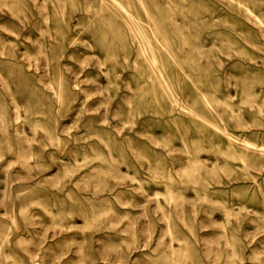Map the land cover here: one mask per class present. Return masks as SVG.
<instances>
[{"label": "rangeland", "instance_id": "obj_1", "mask_svg": "<svg viewBox=\"0 0 264 264\" xmlns=\"http://www.w3.org/2000/svg\"><path fill=\"white\" fill-rule=\"evenodd\" d=\"M0 264H264V0H0Z\"/></svg>", "mask_w": 264, "mask_h": 264}]
</instances>
